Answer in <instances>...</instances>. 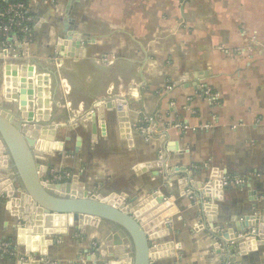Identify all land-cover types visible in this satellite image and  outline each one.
<instances>
[{"label": "crops", "instance_id": "1", "mask_svg": "<svg viewBox=\"0 0 264 264\" xmlns=\"http://www.w3.org/2000/svg\"><path fill=\"white\" fill-rule=\"evenodd\" d=\"M25 1L31 39L0 48V104L11 114L35 105L5 99L13 64L46 76L43 108L56 132L35 151L46 173L76 176L88 195H116L118 203L153 193L169 201L176 212L155 244L172 243L174 255L155 264H264V244L248 251L236 231L264 225V0ZM154 162L161 166L145 168ZM213 171L223 185L226 176L244 183L209 199L195 184ZM204 203L215 208L214 222ZM17 227L0 191V238L15 253L0 254V264L24 254ZM110 232L103 221L75 223L29 260L105 264Z\"/></svg>", "mask_w": 264, "mask_h": 264}, {"label": "water", "instance_id": "2", "mask_svg": "<svg viewBox=\"0 0 264 264\" xmlns=\"http://www.w3.org/2000/svg\"><path fill=\"white\" fill-rule=\"evenodd\" d=\"M75 46L78 48L79 43ZM46 85V76H34L30 66L18 69L13 64L5 78V99L35 102V105L29 111L21 106L16 114H11L0 104V191L19 222L15 243L24 247V254L18 257L17 263L38 264V259L29 260L32 254L45 255L46 246L67 234L75 223L84 229L99 221L108 224L111 230L107 240L110 245L107 255L111 260L105 264H155L172 257V243L155 244L168 232L164 220L176 212L169 201L155 193L137 204L118 203L116 195L91 196L83 190L76 176L57 182L38 164L35 151L43 148V142H53L56 132L55 126L50 124L49 111L43 108V86ZM102 108H99L101 116ZM117 111L119 122L124 121L120 106ZM157 166L161 164L154 162L146 164L145 168ZM195 187L202 196L213 200H221L225 189L216 171L203 187L200 183ZM203 207L208 210L207 220L214 222L215 208L206 203ZM236 231H241L248 251L264 244L262 223L248 229L237 226ZM231 239L234 240V236ZM229 250L232 251L231 246Z\"/></svg>", "mask_w": 264, "mask_h": 264}, {"label": "built area", "instance_id": "3", "mask_svg": "<svg viewBox=\"0 0 264 264\" xmlns=\"http://www.w3.org/2000/svg\"><path fill=\"white\" fill-rule=\"evenodd\" d=\"M4 4H0V48L5 50H14L21 45L29 43L32 34V25L34 19L29 13L28 3L22 0H2ZM204 96L214 101V95L209 89H206ZM142 125L139 130L148 139L150 138L151 123L146 119L141 120ZM163 158L160 154L159 160ZM66 176L56 174L52 176V180L63 182ZM244 183L240 178L225 177L224 185H239ZM0 254L13 258L14 251L10 243L0 238Z\"/></svg>", "mask_w": 264, "mask_h": 264}, {"label": "trees", "instance_id": "4", "mask_svg": "<svg viewBox=\"0 0 264 264\" xmlns=\"http://www.w3.org/2000/svg\"><path fill=\"white\" fill-rule=\"evenodd\" d=\"M22 1H25V0H22ZM0 4H4L2 0H0Z\"/></svg>", "mask_w": 264, "mask_h": 264}, {"label": "rangeland", "instance_id": "5", "mask_svg": "<svg viewBox=\"0 0 264 264\" xmlns=\"http://www.w3.org/2000/svg\"><path fill=\"white\" fill-rule=\"evenodd\" d=\"M95 248H97V246L95 245Z\"/></svg>", "mask_w": 264, "mask_h": 264}]
</instances>
